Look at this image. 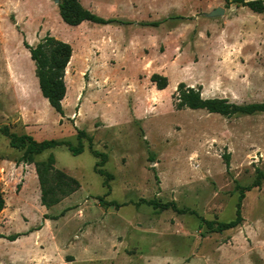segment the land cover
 <instances>
[{
    "label": "rangeland",
    "instance_id": "rangeland-1",
    "mask_svg": "<svg viewBox=\"0 0 264 264\" xmlns=\"http://www.w3.org/2000/svg\"><path fill=\"white\" fill-rule=\"evenodd\" d=\"M79 1L122 23L71 27L56 0H0V128L74 147L76 130H84L107 156L110 190L86 140L78 155L55 147L34 160L52 154L80 188L45 209L34 165L0 133V236L26 234L0 238V264H264V178L244 194L241 225L222 233L200 229L193 215L138 202L172 201L228 222L236 186L264 174V113L176 109L179 83L200 87L202 98L264 103V16L223 0ZM216 8L224 13L206 16ZM45 36L74 50L63 117L41 96L23 46ZM153 74L168 87L157 90ZM110 201L119 206L104 205Z\"/></svg>",
    "mask_w": 264,
    "mask_h": 264
},
{
    "label": "trees",
    "instance_id": "trees-1",
    "mask_svg": "<svg viewBox=\"0 0 264 264\" xmlns=\"http://www.w3.org/2000/svg\"><path fill=\"white\" fill-rule=\"evenodd\" d=\"M225 5L236 3L240 7L249 9L251 12L264 16V0H223ZM57 10L62 22L71 27H77L81 23L89 22L97 25H108L113 23H122L116 19H103L90 10L84 8L79 0H59ZM126 24V22H125ZM128 24V23H127ZM158 23L149 24V26H157ZM24 48L28 51L30 60L34 64V74L37 79L38 88L41 96L47 101L51 109L61 117L64 116L62 102L66 97L65 76L67 68L72 59V48L69 44L59 41L51 36H45L35 46L28 45L23 41ZM150 82L154 83L157 90H164L168 87L167 79L159 74H153ZM200 87H186L184 83H179L176 89V109L182 110L188 108L190 110H205L211 114H218L223 117H231L234 115H253L255 113H264V103H251L247 105H237L222 98H202L200 95ZM0 133L8 140L10 148L23 150L20 161L34 165V170L40 190V204L45 209H49L59 204L64 198L75 193L79 188V182L54 167L55 160L52 154H49L45 160L35 161L34 157L51 150L55 147L64 146L72 155H78L83 151V140L88 143V149L92 156L97 160L94 165V171L104 177L103 186L109 193L110 186L108 182L113 179L112 175L102 170V166L107 161V156L93 149L92 138L87 135L84 130H76L77 146H72L69 142L63 140H42L36 141L32 136L27 134L18 135L11 132L6 126L0 128ZM228 155L225 156V164L229 163ZM264 178V174L257 173V177L248 187L236 186L239 191L238 202L235 208L234 218L228 222H217L206 220L197 212L191 209L178 208L175 202L160 203L156 200L140 199L139 204H146L158 211L171 210L179 215H193L199 222L198 227L206 228L208 232L222 233L235 229L243 222L241 215V202L244 194L252 187H258L260 180ZM102 201V198H98ZM104 203V202H103ZM104 205L110 207L119 205L114 202H105ZM4 209L3 193L0 190V212ZM63 216V214H61ZM48 219L47 216H44ZM26 234H14L6 238L10 242H14L21 236Z\"/></svg>",
    "mask_w": 264,
    "mask_h": 264
},
{
    "label": "water",
    "instance_id": "water-1",
    "mask_svg": "<svg viewBox=\"0 0 264 264\" xmlns=\"http://www.w3.org/2000/svg\"><path fill=\"white\" fill-rule=\"evenodd\" d=\"M56 3H58V0H56ZM223 13H224V10L222 8H216V9L212 10L211 12H209L208 14H206V16L215 17V16L221 15Z\"/></svg>",
    "mask_w": 264,
    "mask_h": 264
},
{
    "label": "crops",
    "instance_id": "crops-1",
    "mask_svg": "<svg viewBox=\"0 0 264 264\" xmlns=\"http://www.w3.org/2000/svg\"><path fill=\"white\" fill-rule=\"evenodd\" d=\"M58 11V10H57ZM59 15V14H58ZM114 24H116V23H114ZM35 46V45H34ZM73 49H72V56L74 55V53H73ZM28 52V51H27ZM67 68V67H66ZM39 89V88H38ZM66 92H67V88H66ZM64 102H62V107L64 106V104H63Z\"/></svg>",
    "mask_w": 264,
    "mask_h": 264
},
{
    "label": "bare ground",
    "instance_id": "bare-ground-1",
    "mask_svg": "<svg viewBox=\"0 0 264 264\" xmlns=\"http://www.w3.org/2000/svg\"><path fill=\"white\" fill-rule=\"evenodd\" d=\"M73 59V58H72ZM72 62V61H71ZM71 65V63L69 64V66Z\"/></svg>",
    "mask_w": 264,
    "mask_h": 264
}]
</instances>
